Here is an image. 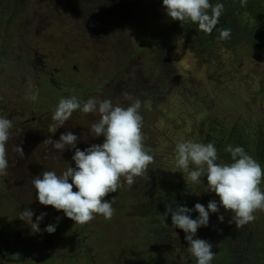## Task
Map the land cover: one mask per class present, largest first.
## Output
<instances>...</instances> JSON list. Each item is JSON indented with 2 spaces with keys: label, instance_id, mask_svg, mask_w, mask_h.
<instances>
[{
  "label": "rangeland",
  "instance_id": "rangeland-1",
  "mask_svg": "<svg viewBox=\"0 0 264 264\" xmlns=\"http://www.w3.org/2000/svg\"><path fill=\"white\" fill-rule=\"evenodd\" d=\"M126 1L124 8L129 11L115 0H25L24 4L18 2L14 15L0 17V54L9 57L0 59V116L10 119L14 126L13 138L7 144L8 174L0 176V264H157L163 258L188 264L181 254L174 258L179 249L172 242L177 236L173 232L166 235L162 252L160 248L164 257H157L153 236L142 225L146 221L144 213L137 211L132 195L126 197L132 187L126 183L106 197L115 209L111 220L97 217L83 226L85 230L60 220L54 233L44 231L56 218L54 213L63 214L39 203L31 181L44 171L61 174L75 165V149L60 153L47 140H59L61 134L70 131L79 137L77 147L84 150L104 139L91 136L89 131L98 114L80 110L55 134L49 132V126L55 123L54 108L63 95L77 96L83 103L96 98L123 105L124 99L130 100L129 104L139 99L143 130L157 135L153 147L160 154L165 151L166 163H173L174 144L201 138L192 130L199 127L198 121L221 120L229 131L240 119V125L245 122L252 126L247 128L252 138L257 135L256 126L264 124L260 105L264 100V48L257 56L250 55L245 47L220 50L218 56L224 67H218L214 56L198 58L191 45L181 39L161 60L158 47L150 46L145 37L160 32L163 40L169 30L167 18L154 15L153 8L145 4L141 13L132 15V4ZM12 7L11 1L3 0L0 13ZM236 63L241 64L239 72L233 70ZM164 65L171 71L160 85H154L153 80L163 77ZM137 82L145 88L165 90L156 98L158 104L134 95ZM29 85L33 93H39L36 101L25 99ZM192 94L197 96L195 100L186 97ZM39 110L42 119L33 121ZM150 114L156 115V123L147 130ZM15 146L23 148V157ZM118 195L123 197L122 203L115 200ZM25 209L34 210L36 217L47 214L39 223L40 232H33L19 218ZM225 212L221 207L218 216ZM32 220L36 222L35 216ZM254 233L260 235L255 227ZM3 253L24 255L25 260L9 261L3 259Z\"/></svg>",
  "mask_w": 264,
  "mask_h": 264
},
{
  "label": "clouds",
  "instance_id": "clouds-1",
  "mask_svg": "<svg viewBox=\"0 0 264 264\" xmlns=\"http://www.w3.org/2000/svg\"><path fill=\"white\" fill-rule=\"evenodd\" d=\"M246 5L247 0H241V6ZM163 6L172 20L180 21L182 25L187 22L197 24L198 30L205 34H211L217 28L224 11L223 3L213 5L210 0H163ZM231 35V29H219L218 39L228 40ZM38 95V92L31 91L29 85L25 99L36 101ZM141 107L139 99L124 106L114 104L111 99L90 98L81 103L76 96L61 98L52 115L55 123L49 126L50 133L55 134L75 111L80 110L84 114H98V121L91 125L89 131L91 136L104 139L101 144H92L81 150L77 147L79 137L70 131L61 134L59 140L49 138L48 144L60 153L68 148L75 149L72 157L75 167H68L61 174L44 171L34 177L31 182L39 203L62 211L75 224H88L97 215L111 220L115 209L106 197L116 193L125 183L132 186L136 178L148 176L149 166L155 163L154 155L145 147ZM13 131V122L0 116V176L8 174L7 144L13 138ZM15 151L23 157L21 146H15ZM224 152L230 155V162L221 159L213 142L182 140L175 147V166L183 174L187 173L186 182L204 183L202 178L206 176L207 191L219 197L218 202L209 201L207 208L200 203H196L194 209L177 206L173 210L172 206H166L165 220L170 213L172 228L184 231L188 251L197 264H211L215 258L209 241L194 238L199 228L209 225L210 212L219 213L223 207L231 213L230 223H235L240 229L256 219V212L264 211V190L261 188L264 167L242 146L228 145ZM193 211L199 213L195 219L191 216ZM46 215L41 213L33 223L34 212L25 209L19 218L27 222L33 232H40L39 223ZM218 218L220 222L224 221L223 215ZM44 231L54 233L56 225L49 224Z\"/></svg>",
  "mask_w": 264,
  "mask_h": 264
},
{
  "label": "trees",
  "instance_id": "trees-1",
  "mask_svg": "<svg viewBox=\"0 0 264 264\" xmlns=\"http://www.w3.org/2000/svg\"><path fill=\"white\" fill-rule=\"evenodd\" d=\"M1 1L3 0H0V2ZM6 1H11L13 7L1 12V18L14 15L18 2L24 4L25 0ZM115 2L121 8L129 11L128 8H124V5L128 3L126 0H115ZM210 2L213 5L217 2L223 3L224 11L220 17L217 28L214 29L211 34H205L198 30L197 24L187 22L182 25L180 21L172 20L166 13L163 0H130L132 4L131 7H133V9L131 8L132 15L141 13L143 4H145V6L153 8L155 11L154 15L167 18L168 24L166 29L168 28L169 30L163 36V40L160 39L162 36L160 32H155L145 37V41L148 42L150 46L158 47L156 50L161 60H165L170 51L181 39L191 45V50H193L198 58L203 59L204 55L214 56L218 67H224V64L220 61V56H218L220 50H225L227 52L245 47V50H248L250 55H259L264 48V4L262 0H247V5L243 7L241 6V0H210ZM223 28L231 29L232 35L228 40L218 39L219 29ZM153 38H155V41H151ZM2 46L4 47V44ZM0 59H5L4 54H0ZM233 70H237L238 72L241 71V64L236 63ZM170 71L166 69L164 65L161 71L163 77L159 80H153L154 85H160V82ZM135 87L136 88L133 89L134 95L148 97L154 104H158L156 98L165 91L162 87L149 86L145 88L143 87V83L140 82H137ZM262 93L264 94V90ZM186 97L193 100L197 98L194 94L187 95ZM128 101L130 102V100ZM201 105H204V103L201 102ZM260 105L264 115V100H262ZM152 118L153 122H151ZM154 122L156 123V115L153 116L150 114L148 118L149 124L146 125V129L148 130L150 125H153ZM198 122L199 123L196 125L199 127L196 130L192 128V130L194 135L197 133L201 138H197L196 141L194 139L190 140L200 143H202L201 140H203V143L213 142L224 162H230V155L224 152L226 146H242L249 155L264 167L263 123L256 126L258 129L256 132L257 135L252 138L247 130V128H252V126L244 125L245 122H242L240 125V119L236 120L235 124L232 126V130L230 129L229 131L223 128L221 120L214 119L209 121L204 119ZM247 123H251V121L248 120ZM204 132L207 134L206 137L204 136ZM156 137V134L151 135L148 130L147 139L145 140L147 145L150 147L151 145L153 146ZM175 147H172L171 150L175 149ZM150 149L152 155L155 157V163L149 166V177L136 178L132 187H129L130 191H126V197H129L128 195L130 194L136 199L137 207L139 208L137 209L144 213L146 219L142 225L148 230L150 236H153L152 245L154 248L156 246L157 252L159 253L157 257L162 258L164 256L161 253V247L163 246L160 241L158 242L157 238L160 237L159 233L164 229L172 228L171 214H168L166 220L164 217L166 206H172L173 210H175L177 206H186L189 209H194L195 204L200 203L207 208L209 201L216 200L218 202L219 197L216 196L215 193L207 191L206 176L202 178L204 183L195 184L190 180L186 182L187 173L183 174L180 172L181 170L175 166L176 153L173 154V163H166L167 157L165 151L163 154H160L154 147ZM261 188L264 190V184L261 185ZM122 198V196L118 195L115 200L122 203ZM198 215L199 213L195 211L191 213L193 219ZM254 215L256 219L253 222L237 229L235 223H230V212L226 211L224 214V225L220 224V221L218 222V213L210 212L209 225L199 228L197 236L194 238L207 240L213 245L212 250L215 252V258L211 264H264V211H260L258 215ZM97 217L104 218L102 215H97L96 218ZM258 217L262 219L257 221ZM158 220H160L159 223H157ZM253 227L260 231V235L253 234ZM178 235V243L175 241L172 242L177 245L176 248L179 249L182 257L188 260V264H197L195 257L188 251L189 245L185 239L186 234L183 230L179 229ZM15 256L16 254H12L9 258L14 259L13 257ZM20 257L17 258L18 260L16 261L25 260L24 255H20ZM4 258H6V255H4ZM157 264H175V262L173 260L167 261L163 258L158 261Z\"/></svg>",
  "mask_w": 264,
  "mask_h": 264
},
{
  "label": "flooded vegetation",
  "instance_id": "flooded-vegetation-1",
  "mask_svg": "<svg viewBox=\"0 0 264 264\" xmlns=\"http://www.w3.org/2000/svg\"><path fill=\"white\" fill-rule=\"evenodd\" d=\"M3 54V53H2ZM4 57H5V59H7V58H9L8 57V55H4ZM38 58L40 59L41 57L40 56H38ZM8 60V59H7ZM44 67V66H43ZM72 95H69V96H64L63 95V97L62 98H68V97H71ZM77 97V96H76ZM78 98V97H77ZM78 99H80V98H78ZM80 102L81 103H83V100L81 101L80 100ZM123 105L124 106H127L128 104H129V101L127 100V99H124L123 101ZM55 109V108H54ZM74 115L75 114H73L72 115V117L70 118V119H72L73 117H74ZM41 117V118H40ZM33 121H37V122H39V119L41 120L42 119V112L39 110V112L38 113H36L35 115H34V117H32L31 118ZM31 124H34V123H36V122H30ZM145 133H146V137H147V132L146 131H144ZM157 138V137H156ZM145 143V147L147 148V149H149L150 150V154H152V152H151V147L153 148V146L151 145V147L150 146H148L147 145V142L145 141L144 142ZM72 167H75V165H73ZM71 182V181H70ZM74 191H77V189H75ZM34 192V191H33ZM34 196H35V194H34ZM49 207H47L46 208V210L47 211H49ZM45 210V209H44ZM137 211H139L138 209H137ZM33 212H34V216H35V218H36V214H35V211L33 210ZM62 214L63 215H56L55 213H54V215L53 216H56V218L52 221V225H56V226H58V223H59V221L60 220H62L63 222H65V224H68V225H74L75 227H77V228H80V229H84V225H80V224H75V221H73L72 219H70V218H68L63 212H62ZM59 217V220H57V218ZM102 219V218H101ZM167 229H169V231H167ZM167 229H164L161 233H159V236L160 237H158L157 238V240H158V242L160 241L161 243H162V246L165 244V238H166V235L167 234H169L170 232H173V233H175L177 236L175 237V239H173L172 241H175L176 243H178V240H179V229L178 228H176V229H173V228H167ZM85 230V229H84ZM155 244V243H154ZM177 246V245H176ZM156 247V246H155ZM161 248H163V247H161ZM82 250L83 249H85L84 247H82L81 248ZM12 254H16V256L15 257H13L14 259H10L9 257L10 256H12ZM4 255H6V258H8V260L9 261H14V260H18L17 258H19L20 256H18V254L17 253H3L2 254V257H3V259H6V258H4ZM8 256V257H7ZM179 256H180V251H178V253H177V255L174 257V258H179ZM173 257V256H172ZM21 258V257H20ZM239 262V261H238Z\"/></svg>",
  "mask_w": 264,
  "mask_h": 264
}]
</instances>
